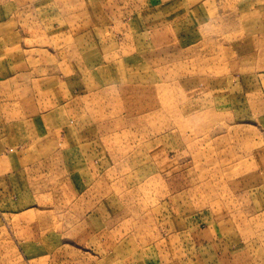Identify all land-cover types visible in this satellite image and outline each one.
I'll return each instance as SVG.
<instances>
[{"label": "rangeland", "instance_id": "1", "mask_svg": "<svg viewBox=\"0 0 264 264\" xmlns=\"http://www.w3.org/2000/svg\"><path fill=\"white\" fill-rule=\"evenodd\" d=\"M0 33V55L15 50L28 67L0 83V127L13 102L42 106L34 83L56 76L76 95L74 142L45 137L29 156L96 161V177L111 173L103 180L127 211L114 226L120 251L106 263L88 246L75 245L76 256L25 248L0 213V264H135L143 254L150 264L158 248L161 264H200L199 243L211 238L225 254L249 238L248 254L264 257V0H0ZM55 91L46 94L54 104ZM45 170L54 213L44 218L63 220L68 233L73 176ZM40 215L19 223L35 229Z\"/></svg>", "mask_w": 264, "mask_h": 264}, {"label": "crops", "instance_id": "2", "mask_svg": "<svg viewBox=\"0 0 264 264\" xmlns=\"http://www.w3.org/2000/svg\"><path fill=\"white\" fill-rule=\"evenodd\" d=\"M2 36L3 35H0V37ZM11 36L10 33L9 37ZM153 41L158 42V38H153ZM15 53L16 51L14 50L12 55H0V70L2 73L0 75V83L4 78L12 75L11 78L15 77L17 74L19 77H26L28 67L24 65L20 58L17 60L18 56H16ZM19 57H21V55H19ZM6 63L8 65L11 64V66L9 68L8 66L5 67ZM55 77L56 76L53 75L49 78L45 76L44 79L37 80L34 83L40 97L39 104L41 105L42 103V106L36 107V101L33 97H30L28 101H15L9 108V114L7 112L8 118L3 120L4 126L0 127V129H2V131L0 130L1 133H17L15 136L20 139L17 140V138H15V141L11 140L10 143L5 144L4 138L0 137V213L8 217V227L15 235H19L18 239L25 248L42 245L43 250L54 253L51 248L57 247V250H59V247L63 246L66 248V252L67 248L69 250L72 248V255L76 256V253H78L80 249L77 248L76 250L77 246H88L96 257L100 259V262H112V260L117 258L118 254L115 252H117L119 246H121V243H118V236H120V234H118L117 227L114 226L123 219L122 216L126 215L127 211L125 207L120 206L121 201L117 200V198L115 199L113 196L114 193H111V186L106 182V180H110V178L103 180V176H109L108 174L111 173L100 175L98 176L99 178H97L95 166L98 164L96 161H81L78 158L76 160L74 155L72 156V161H41L42 158L40 157L29 156L32 147L38 146L37 144L45 137L56 139L55 143H61L64 148L71 147L74 142L75 125L69 123L71 120L74 121L76 116V112H73V109L77 107L75 100L76 95H72L73 89H68L63 81L62 83L56 82L57 79H55ZM48 87H51L52 90L53 88L56 89V104L52 103V100L51 102L47 100L46 94ZM44 96L46 98H44ZM50 107L52 108L49 109ZM64 109H70V111L73 112L72 116ZM7 130L8 133H6ZM20 136L23 137V140ZM18 143L23 145V149H21L22 146H18ZM55 143H49V149L53 148ZM6 146L10 149L5 158L3 157L5 153L2 149ZM44 149L46 148L44 147ZM23 150H25L26 153H23ZM71 152L73 154V151ZM48 166H54L56 171L51 170V172L60 174L65 179L69 177V175L73 176L72 189L70 191V195L73 197L70 204L72 221L69 222L71 230L68 233H66L67 229L65 228L63 220L57 218L56 221L53 222L50 217L46 216L44 218V215L54 213V210H51L49 207L45 208V202L43 200V198L47 196L43 194L42 190L46 188L47 184L41 179V174L46 173L45 169ZM91 169L92 172L90 174ZM1 189L3 191H1ZM67 194L69 193H54L53 195L65 199ZM110 197L114 198L109 204ZM65 206L66 203L63 201V209ZM63 209L61 213H63ZM81 210H83L84 214L80 215L79 212ZM248 211L256 214V210L253 211L251 208L248 209ZM58 213L59 211L56 212V214ZM32 214H41L40 217H38L37 225L36 223L33 225L35 229H33L32 226L27 227L19 223L22 218L25 220L28 215ZM76 216H79V221L75 220ZM24 223L28 224L26 221H24ZM131 224L135 226V228L140 229L143 227V222L137 224V221H132ZM46 230H51L52 232L47 233ZM94 233H96L95 236H91ZM112 234L114 236H112ZM65 237H70V240L72 239V244H70V241L65 242ZM131 238L134 237H128L127 241L124 239L125 244H131ZM153 241L155 244L156 240ZM119 242L122 241L120 240ZM157 242L160 244L159 240ZM248 242H250L249 238L238 240L234 243L232 242V245H235L236 248L232 246V249L226 250L225 252L227 254H225L223 240L221 241V239L218 238H211L206 241L202 240L199 243L201 249L205 248L207 250H202L200 254V264H257V262H264V257L259 256L261 259H257L254 251L248 254L251 251L248 247H253L252 244ZM227 245L229 246V244ZM188 248H192L191 242L185 244V250ZM97 250L102 252H98ZM235 250H237V252H235ZM156 252H158V260L152 256L153 259L150 264L162 263L160 260V256H162L160 249L158 248ZM59 254L60 252L57 253L55 257H58ZM144 255L145 254L142 255L143 259L145 258ZM168 256L169 253H167V257ZM143 259L135 262V264L145 263L142 261ZM164 259L165 257H163V260ZM181 261L187 264L186 261H189V259L184 257ZM147 264H149V262Z\"/></svg>", "mask_w": 264, "mask_h": 264}]
</instances>
